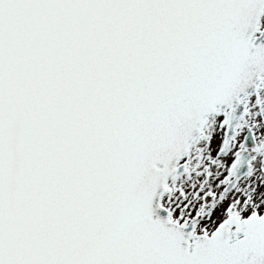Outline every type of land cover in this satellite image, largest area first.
Wrapping results in <instances>:
<instances>
[{
	"label": "snow or ice",
	"instance_id": "6c2138e0",
	"mask_svg": "<svg viewBox=\"0 0 264 264\" xmlns=\"http://www.w3.org/2000/svg\"><path fill=\"white\" fill-rule=\"evenodd\" d=\"M0 264H264V0H0Z\"/></svg>",
	"mask_w": 264,
	"mask_h": 264
}]
</instances>
